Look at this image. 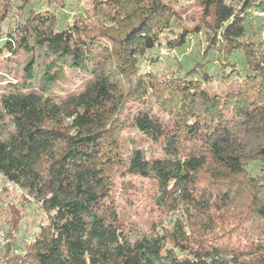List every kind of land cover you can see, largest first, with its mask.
Listing matches in <instances>:
<instances>
[{"label": "trees", "instance_id": "16d2710c", "mask_svg": "<svg viewBox=\"0 0 264 264\" xmlns=\"http://www.w3.org/2000/svg\"><path fill=\"white\" fill-rule=\"evenodd\" d=\"M26 2L0 0V175L46 221L0 264H264V38L246 37L263 3L198 0L202 23L176 31L179 0H93L108 28H61L50 3ZM204 29L224 56L244 52L243 76L144 67ZM64 67L89 78L55 97ZM138 201L159 222L133 218Z\"/></svg>", "mask_w": 264, "mask_h": 264}, {"label": "rangeland", "instance_id": "374dc122", "mask_svg": "<svg viewBox=\"0 0 264 264\" xmlns=\"http://www.w3.org/2000/svg\"><path fill=\"white\" fill-rule=\"evenodd\" d=\"M26 3H28L27 7L32 9L44 8L50 3V9L56 14L61 28H66L74 20H82L88 25L106 28L112 25L96 16L93 0H27ZM175 8L176 31H182L184 28L192 29L198 23H202L203 10L198 0H179ZM250 19L246 37L254 41L263 39L264 26L261 21L256 17H250ZM13 22L14 18L11 17L4 20L1 24L2 32H6ZM208 37L205 29L200 32H190L184 45L177 48L163 46L158 50V61L153 65L144 64V67L151 69L158 78H169L178 73H184L187 67L196 66L198 61H202L204 65L210 67V73L219 71L223 67L224 70L234 73L235 80L243 76L247 68L244 52L236 51L232 55L224 56L219 49L209 44ZM222 58L224 63L220 65ZM19 59L21 60L22 57L19 56ZM4 67V63L0 64V77L5 72ZM88 78L89 75H85L80 70L64 67V76L52 85L51 93L55 97H62L77 92ZM1 85L0 83V93ZM134 134L132 130H125L124 138ZM248 172L260 174L259 163H251L248 166ZM131 212L133 218L140 221L142 225L148 219L155 222H159L160 219L157 212L151 215L142 201H138ZM45 221L46 214L40 206L32 198H27L24 190L0 175V230L6 234L4 243L0 244V253L10 240L23 250L25 244L39 232L40 224Z\"/></svg>", "mask_w": 264, "mask_h": 264}, {"label": "built area", "instance_id": "2783aa9c", "mask_svg": "<svg viewBox=\"0 0 264 264\" xmlns=\"http://www.w3.org/2000/svg\"><path fill=\"white\" fill-rule=\"evenodd\" d=\"M263 3L262 7H255L252 10L253 15L256 18L261 19L264 22V0H258ZM264 26V23H263ZM6 239V234L3 230H0V244H3Z\"/></svg>", "mask_w": 264, "mask_h": 264}]
</instances>
